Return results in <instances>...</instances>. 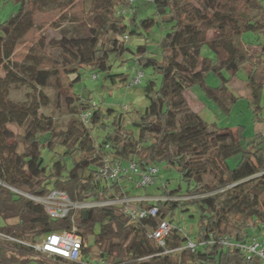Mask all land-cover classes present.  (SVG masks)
Instances as JSON below:
<instances>
[{"label": "trees", "instance_id": "obj_1", "mask_svg": "<svg viewBox=\"0 0 264 264\" xmlns=\"http://www.w3.org/2000/svg\"><path fill=\"white\" fill-rule=\"evenodd\" d=\"M16 1L17 13L0 22L4 71L0 76V180L41 196L61 189L72 201L80 202L132 195L129 182L134 176L125 175L107 186L98 174L107 157L111 162L135 161L143 167H157L159 162L176 167L187 183L180 194L191 197L144 202L155 204L159 213L138 223L116 205L78 208L52 218L42 204L0 185V218L5 221L0 229L29 243L49 232L74 229L86 238L87 246L80 262L51 257L64 264H85L95 258L106 264H261L258 258H248L218 240L222 236L248 239L254 220L264 221V140L257 134L243 144L240 128L235 135L222 133V128L188 108L183 93L200 85L209 101L227 111L238 99L232 83L243 69L252 101L258 104L264 88V0H153L157 14L169 25L161 43L162 61L147 56L148 45L139 44L133 51L137 66L133 69L152 67L162 74L161 86L155 89L152 80L144 85L151 105L134 121L137 134L125 129L120 113L114 116L112 131L100 142L81 121H70L65 131L54 129L51 119L38 113L48 103L42 89L52 85L57 92L63 91L66 107L77 120L89 111L88 120L93 125L100 123L101 108L76 94L73 85L80 80L82 69L94 71L92 78L96 79L97 73L110 68L113 53L132 52L124 38L137 31L128 29L124 14L119 13L128 1L81 0L82 5L89 3L86 15L72 9L80 3L76 0ZM48 3L63 11L61 21L68 19L77 25L73 33L62 29L60 37L42 36L34 42L35 14ZM252 9L255 12L250 14ZM60 24L53 23L55 27ZM153 24V19L141 21L145 30ZM211 30L217 31L216 36H208ZM245 32H251L254 39L243 40ZM203 46L210 55L201 53ZM208 71L218 76L216 86L206 83ZM71 74L74 78L67 80ZM107 76L114 79L115 75ZM17 82L33 89L30 102L10 99L11 85ZM58 145L60 152L55 151ZM43 149L55 153L50 164L45 163ZM236 153L240 158L229 167L226 160ZM189 205L199 213L197 229L190 233L196 244L193 251L176 230L169 233L164 247L146 238L148 227L159 219L173 220L176 208L184 212ZM96 223L99 230L94 233ZM91 234L93 243L88 242ZM35 254L42 255L28 245L0 243V264H49Z\"/></svg>", "mask_w": 264, "mask_h": 264}, {"label": "rangeland", "instance_id": "obj_2", "mask_svg": "<svg viewBox=\"0 0 264 264\" xmlns=\"http://www.w3.org/2000/svg\"><path fill=\"white\" fill-rule=\"evenodd\" d=\"M80 3L73 6L76 13L86 15L89 3L82 5ZM88 1V0H87ZM201 0H198L200 2ZM196 3V1L194 2ZM19 3L16 0H0V22L9 19L18 11ZM125 10L123 19L128 29L134 28L137 34L128 35L124 38L126 46L132 50H125L123 53H113L109 60L108 65L110 68L107 72L97 73V78H92L94 71L84 68L81 70V78L73 85V91L82 96L83 98L90 99L99 106L103 112L100 123L93 125L90 120L82 119L69 112L66 105V94L63 91L57 90L49 85L42 89L43 93L48 98V103L42 105L38 113L44 118L51 119L54 129L57 131H65L68 124L72 120L83 122L84 126L89 128L91 135L96 142L102 141L105 135L112 131V122L115 115L122 113L124 115V127L126 130L137 134L134 121L138 119V114L143 112L144 109L151 105L146 98L143 87L147 81L152 80L155 83V89H159L162 83V74L156 72L152 67L142 69L144 78L139 84L131 82L134 76L133 68H137L133 63V51L137 45H148V51L145 53L147 56H152L157 61H162V40L168 31V23L163 22V18L159 16L155 10L153 0H134L130 5L125 4L121 7ZM72 12L71 10L69 11ZM250 14L255 10H249ZM63 11L55 7V3H48L42 8L41 11L36 12V28L32 37V41L38 40L40 37L51 38L60 37L62 29H66L68 33H73L74 22L70 20L61 21L60 16ZM146 19H153L154 24L144 29L141 21ZM53 23H61L60 26L55 27ZM217 33L216 30L209 33ZM243 40H252L254 35L251 32H245L242 36ZM56 54L57 51L53 50ZM201 53L210 55L211 52L207 46H203ZM135 70V69H134ZM107 74L115 75L114 79L107 76ZM4 75L3 67L0 65V76ZM245 71L239 70L236 79L232 83V89L235 91L238 99L232 104L229 110L219 108L215 103L209 101L205 97L204 89L200 85H194L190 90L183 93L184 101L188 108L200 115V117L209 124H213L222 128V133L231 132L235 135L236 129L240 128L241 141L245 144L248 140L254 139L257 134H260L264 140V88L261 91L258 104L254 103L251 98V88L245 83ZM74 78V74L67 76V80ZM205 80L208 85L216 86L219 83L218 76L208 71L205 73ZM65 91L70 93V89ZM33 89L26 83L17 82L11 85L9 97L11 100L19 103H28L32 99ZM72 107V106H71ZM111 110V111H109ZM13 131H20L14 125H9ZM55 151H62L61 146H56ZM45 163L50 164L54 159L55 153L49 152L46 149L42 150ZM240 153H236L227 158L226 163L229 167H233L240 158ZM158 173L155 184H150L145 188L139 187L135 184L136 177L132 178L129 182L132 195L139 194H157L159 189L157 185L166 184L165 194H170L172 197H179L181 191L184 192L187 183L183 181L176 167L167 165L166 163H157ZM192 184V183H191ZM187 211H181L180 208L174 210L173 221L179 222L187 226L190 233L197 229L199 213L196 211L195 206L189 205ZM190 214H193L190 216ZM14 220H9L12 223ZM5 225V221L0 218V227ZM99 230V224L94 226V233ZM94 234L88 237V242L93 243ZM264 240V238H263ZM36 258L48 262L49 264H64L57 262L51 257L35 254ZM33 264H36L35 262Z\"/></svg>", "mask_w": 264, "mask_h": 264}, {"label": "built area", "instance_id": "obj_3", "mask_svg": "<svg viewBox=\"0 0 264 264\" xmlns=\"http://www.w3.org/2000/svg\"><path fill=\"white\" fill-rule=\"evenodd\" d=\"M129 5L134 0H127ZM125 14V10L119 11ZM134 76L131 82L139 84L143 77V72L138 69H133ZM90 112L86 111L81 115L82 119H88ZM98 174L105 181L107 186L112 182L117 181L125 175L136 177L135 184L145 188L150 184H155L157 167L155 165L140 166L135 161L122 163L119 161L111 162L109 158L104 157L102 164L98 168ZM0 185L6 187L15 194L29 198L35 202L42 204L46 213L52 218L64 217L71 210L78 208L116 205L121 211L127 215L131 221L138 223L147 218L158 216L159 209L155 204L146 205L148 201H172L187 199L191 196L180 195L172 197L170 194H165L166 186L161 184L157 187V194H139V195H122L104 198L98 201H72L67 193L61 189H51L46 195H37L30 193L22 188L8 184L0 180ZM143 203V204H142ZM252 236L243 241H237L228 236L219 238V242L227 247H235L243 255L256 257L261 264H264V221L254 220L250 225ZM173 230L180 232L186 239V247L191 251L195 249V242L190 236V232L186 225L173 220L159 219L155 226H150L146 230V238L153 240L157 245L164 247L165 241L169 233ZM19 243L31 246L34 250L47 257L61 258L69 262H80L83 257L84 249L87 246V240L80 233L72 230H61L44 234L41 238L33 243L18 239L4 230L0 229V243ZM168 251L166 250L165 253ZM85 264H106L103 260L95 258Z\"/></svg>", "mask_w": 264, "mask_h": 264}, {"label": "crops", "instance_id": "obj_4", "mask_svg": "<svg viewBox=\"0 0 264 264\" xmlns=\"http://www.w3.org/2000/svg\"><path fill=\"white\" fill-rule=\"evenodd\" d=\"M211 31H214V30H211ZM211 31H209V32H211ZM208 36L209 37H214V36H216V32H214V34L213 33H208ZM190 90V89H189Z\"/></svg>", "mask_w": 264, "mask_h": 264}]
</instances>
